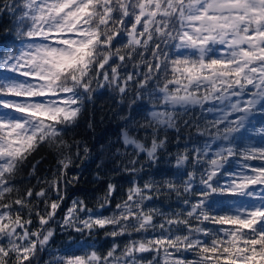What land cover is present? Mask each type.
Here are the masks:
<instances>
[{
    "label": "snow or ice",
    "instance_id": "snow-or-ice-1",
    "mask_svg": "<svg viewBox=\"0 0 264 264\" xmlns=\"http://www.w3.org/2000/svg\"><path fill=\"white\" fill-rule=\"evenodd\" d=\"M4 17L0 264H264V0H0ZM93 159L103 194L62 210Z\"/></svg>",
    "mask_w": 264,
    "mask_h": 264
},
{
    "label": "trees",
    "instance_id": "trees-1",
    "mask_svg": "<svg viewBox=\"0 0 264 264\" xmlns=\"http://www.w3.org/2000/svg\"><path fill=\"white\" fill-rule=\"evenodd\" d=\"M10 28L11 18H0V40H3L6 37L12 35L9 32ZM100 103H104V100H101ZM116 132L117 125L115 123H106L100 128V130L95 134V137L89 142V146L92 148L94 157L98 156L99 153L103 151V147L106 143L116 141ZM116 146L119 147V144L117 143ZM41 156H43L44 158L43 160H41V163L37 166L38 174L40 176H49L51 174L52 169H54L56 166L55 160L53 156L46 151L36 154V159L40 160ZM97 162L98 161L96 159L88 160L84 162L82 166L72 169L73 173L81 174V180L75 186L69 187L68 200L65 201L62 210L66 209L71 203V200L76 198L87 199L90 206L96 204V200L94 199V197H99L103 194L101 191L102 185L94 182ZM119 179L120 183L126 187L128 178L126 176H122L119 177ZM33 183H35V181H33ZM103 239L104 238L101 236L102 241Z\"/></svg>",
    "mask_w": 264,
    "mask_h": 264
}]
</instances>
